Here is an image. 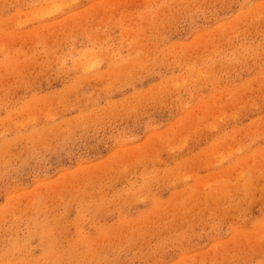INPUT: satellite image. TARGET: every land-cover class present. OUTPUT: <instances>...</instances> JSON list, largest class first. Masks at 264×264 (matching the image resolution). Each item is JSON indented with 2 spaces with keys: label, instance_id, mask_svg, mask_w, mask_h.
<instances>
[{
  "label": "rangeland",
  "instance_id": "rangeland-1",
  "mask_svg": "<svg viewBox=\"0 0 264 264\" xmlns=\"http://www.w3.org/2000/svg\"><path fill=\"white\" fill-rule=\"evenodd\" d=\"M0 264H264V0H0Z\"/></svg>",
  "mask_w": 264,
  "mask_h": 264
}]
</instances>
